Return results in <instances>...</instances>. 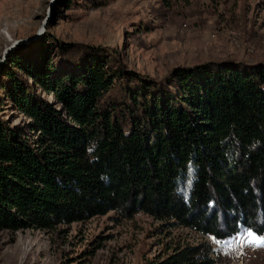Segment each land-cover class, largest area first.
Returning <instances> with one entry per match:
<instances>
[{
	"label": "trees",
	"instance_id": "obj_1",
	"mask_svg": "<svg viewBox=\"0 0 264 264\" xmlns=\"http://www.w3.org/2000/svg\"><path fill=\"white\" fill-rule=\"evenodd\" d=\"M108 61L96 52L56 78L22 66L60 108L22 87L20 66L8 72L6 96L30 124L11 125L0 108V229L116 211L218 239L264 234V63L176 67L162 83L136 74L122 94L123 69ZM210 250L189 245L145 264H213Z\"/></svg>",
	"mask_w": 264,
	"mask_h": 264
},
{
	"label": "rangeland",
	"instance_id": "obj_2",
	"mask_svg": "<svg viewBox=\"0 0 264 264\" xmlns=\"http://www.w3.org/2000/svg\"><path fill=\"white\" fill-rule=\"evenodd\" d=\"M96 52L123 69L122 94L136 74L162 83L176 67H256L264 63V0H0L1 115L29 133V117L6 96L12 67L20 66L23 88L30 81L31 94L60 108L22 66L56 78L80 73ZM174 221L112 211L53 230L0 229V264H145L202 244L213 264H264V247L217 244Z\"/></svg>",
	"mask_w": 264,
	"mask_h": 264
},
{
	"label": "snow or ice",
	"instance_id": "obj_3",
	"mask_svg": "<svg viewBox=\"0 0 264 264\" xmlns=\"http://www.w3.org/2000/svg\"><path fill=\"white\" fill-rule=\"evenodd\" d=\"M241 236H243V239H241ZM233 242H238L240 245L249 244L256 247H264V234H257L252 229H246L242 233H238L237 235L231 237L228 241L216 239L217 244L225 243L228 244L229 247H231Z\"/></svg>",
	"mask_w": 264,
	"mask_h": 264
}]
</instances>
